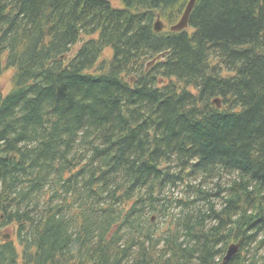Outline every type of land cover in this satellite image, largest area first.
Returning a JSON list of instances; mask_svg holds the SVG:
<instances>
[{
	"label": "trees",
	"instance_id": "obj_1",
	"mask_svg": "<svg viewBox=\"0 0 264 264\" xmlns=\"http://www.w3.org/2000/svg\"><path fill=\"white\" fill-rule=\"evenodd\" d=\"M13 1L17 6L13 5ZM111 1L56 0V11L44 4H36L39 2L36 0H8L0 3V32L5 34V36L0 35V48L8 45L12 49L13 58L19 62L18 66L23 67H19L20 72L13 77V80L18 78L13 82L15 91L9 92L4 98L0 97V125L13 124L10 130L17 132L18 139L27 138L32 139L33 142L39 137L60 139L57 130H61L63 125L69 128L70 122L81 126L78 141L83 148L78 149L75 142L70 140L61 143L67 149L63 158L68 159L62 162L65 166L62 170L57 169V166L54 170L45 167L44 174L50 177L59 178L64 175L65 169L80 164L74 179H82L80 177H84L83 180L98 179L106 168L105 157L99 155L100 151L105 150L110 144L106 138L113 136L106 133L117 132L115 123L121 120L125 121L126 129L130 126L136 129L135 126L140 122V120L130 122L131 124L127 122L129 118H134L132 116L134 111L130 108L125 110L124 104L120 99H114L112 93H108L106 98L94 94L93 87L96 85L102 89L108 87L104 82L108 78L96 80V77L93 79L83 76L75 67L95 64L101 47L110 44L115 50L114 61L117 60V53L122 52L125 66L121 68V72H117L112 66L108 74L114 73L120 76L127 73L136 74L137 86L141 76L146 75L143 73V65L148 56H153L155 50L154 46L139 45L136 42L138 37L134 35L135 24L145 25L142 27L144 31L151 29L152 32V23L157 13L167 21L173 22L180 17L187 3V0H121L124 8L118 9L112 7ZM7 6L12 7L11 13H6ZM90 9H100L102 16L97 21H105V31L93 26L88 16L90 13L92 17ZM81 12L89 18H81L83 17L80 15ZM5 15H8V18L2 19ZM122 17H126L125 22ZM73 18L78 19L76 22L71 21ZM141 19L144 21L142 25H140L141 21L139 22ZM78 23L91 29L92 32L98 30L100 39L93 41L88 48L71 58L70 64L75 67L62 68V62L58 57L68 44L75 41L70 40L71 28ZM189 24L194 29L193 32L183 30L176 33L164 30L160 33H152V45L154 43L162 45L160 48L168 51V58L163 65L156 64L153 67L161 71L159 74L155 75L152 71L147 74H150L154 81L155 79L159 81L160 75L167 78L161 84L162 89L156 88L157 94L165 102L174 98L179 106L178 96H190L182 87L195 82L196 78H192V70L200 61L212 64L210 59L215 55L230 71L229 75H224L223 66L218 68V64L212 65L213 70L218 74V96H221L226 105L230 103L231 110H216L218 115L208 119L206 124L189 123L183 135L178 134L176 138L168 139L169 142H175L173 146L160 145V148L167 149L165 157L177 155L183 158L187 152L180 153L179 147L187 140L192 141L193 145L199 147L196 151L206 163L201 165V170L205 171V166H210V170L218 167L212 173L213 176H206L209 181L207 187L193 181L197 178L194 172L188 174L194 178L184 189L185 197L182 202L197 216L187 214L186 209L173 216L169 225L173 232L167 241V246H163L156 239L139 236L136 232L130 234L124 231L129 235L122 240L121 247L114 248L121 254L109 256L111 253L106 254L109 250L95 249L88 252L84 245L87 233L91 232L90 225L85 227L84 224L89 221V223L100 221L102 216L100 214L102 209L93 211L94 207H98L93 199L77 201L76 209L70 205L66 208V206L58 207L43 203L46 213L43 217H39L35 228L29 232L30 237L38 238L40 241L41 254L38 253L37 257L31 256L37 261L36 264H47L45 261L47 252L60 257L49 262L50 264H61L72 255H77L78 259L64 264H237L243 256L241 252L227 261L223 260L227 250L223 245L224 241L235 238L240 241V248L245 250L256 242V233L264 230V224L261 223L264 219V0H197ZM22 31L27 35L22 36ZM214 42H222L225 46L218 47ZM212 43L215 46L212 49L207 48ZM7 63L16 67L8 61ZM33 69L37 72L33 73ZM77 72H80V75ZM174 78L178 81L175 82ZM35 83L47 87H43L42 95L51 102H55L58 93L63 95L65 100L63 102L75 106L71 115L77 116L76 119H68L67 123L59 125L48 121L47 118H45L46 122L42 123L39 118L33 116L34 122H30L29 117L32 113L40 115L37 108L27 112L30 105L37 103L35 97L31 100L25 99V96L33 94L37 85ZM118 83L126 91L128 90L130 99L129 84L121 79L113 82L111 86ZM57 84L59 85L56 93ZM139 90L140 88L136 91ZM74 92H77V95H73ZM201 96H203L202 90L199 97ZM85 97L94 98L95 109H91L89 100L87 103L86 100L84 101ZM167 105L169 108L167 113L165 112V119L173 127L178 117L182 115H178L177 110H172V104ZM23 108L26 112L22 111ZM40 117L46 115L41 113ZM25 127L28 130L25 131ZM7 132V129L6 133L0 131V138L6 139V143H0V165L7 167L9 170L7 174L11 177L9 178L7 174L6 178L0 176L4 182L3 184L0 181V206H3L1 205L3 199L14 202L12 207H15V215L19 218L14 222L19 225L18 236L21 237L27 228L20 224H24L39 209L40 198L44 192L40 188L41 183L38 182L41 178L37 179L30 169L35 164V160H25L5 149L11 143V136L14 135L13 132L10 134ZM70 146L76 154L86 147H92L96 156L72 154L69 151ZM16 147L17 145L12 143L11 148L16 149ZM255 147L258 149L253 152L252 149ZM40 159L44 160L43 157ZM56 160L61 162L60 158L53 154V160L49 162L54 163ZM229 166H232L231 171L221 175V172ZM244 172L251 173V177L246 179ZM148 173L150 176L153 171ZM28 178L35 181V185L30 190L20 192L21 196L18 200L15 195L18 189L16 184H21ZM186 181L188 180L182 179L180 184L184 185ZM209 189L215 192H209ZM7 191L9 194L6 193ZM56 197V195L52 196L53 199ZM160 197L167 198L165 201L169 200L166 193L160 194ZM216 197L221 200L220 210L218 211V203L214 205L211 203L209 210L205 211L206 206L201 200L211 198L213 201ZM143 210L136 215L138 219L144 213ZM232 212L236 213V217H227L224 223L223 217ZM207 219H211V223L206 229L204 220ZM255 222H257L256 231L254 230L253 236L248 239L246 229L249 228L250 223ZM4 223L13 222H6L5 218H0V227ZM135 224L132 223L130 226ZM118 234V228L110 227L105 231L104 236L106 239H114L119 238ZM211 235H218V242H211L209 240ZM172 244L174 248H171ZM167 247L169 249L165 250ZM164 253L168 255L164 256ZM257 253L259 254L257 250L251 251V256L248 257L250 262L260 264L256 257ZM119 255H122V258H118ZM260 257L263 261L264 255L260 254ZM0 264H15L12 244L0 245Z\"/></svg>",
	"mask_w": 264,
	"mask_h": 264
},
{
	"label": "bare ground",
	"instance_id": "obj_2",
	"mask_svg": "<svg viewBox=\"0 0 264 264\" xmlns=\"http://www.w3.org/2000/svg\"><path fill=\"white\" fill-rule=\"evenodd\" d=\"M7 1L8 0H0V3ZM36 1H39L36 4H44L49 6L53 11H56L57 9L55 3L56 0H52L50 2L48 0ZM196 2L197 0H193L192 2L193 8L190 11L191 14ZM13 5L17 6V3L13 1ZM11 11L12 7L7 6L6 13H11ZM90 12H92V17L90 13L88 16L90 17V21L93 23V26L96 28H101L100 30L104 29L105 31V21H97V19L101 18L102 16L100 9H90ZM80 15L83 16L81 18L87 19L88 17L86 14H84V12H81ZM7 18L8 15L2 17V19ZM78 18H73L71 21L76 22ZM125 19L126 17H122L123 22H125ZM139 22L140 25L144 24L143 19L139 20ZM180 22L181 19H178L169 24V26L172 28L171 32H182V28H178ZM142 27H145V25L139 26L135 24L134 35L138 37L136 38V42L139 45L143 44L144 46L147 45L149 47L154 46L153 49L155 51L153 52V57L151 58L152 61L149 62V66L154 65V62H156L159 66L163 65L168 58V51L160 48L162 45H155V43L152 45V33H155L153 24L152 32L151 29L144 31ZM21 33L22 36L27 35L23 31ZM0 35L5 36V34H2V32H0ZM99 39L100 32L98 30L92 32L91 29L86 28V26L80 23L73 25L71 28L70 40L75 41L68 44L65 51L59 55L58 59L60 62H62L61 67H67L69 69L73 67L74 65L72 66L70 64L71 58L78 52H81L83 49L88 48L93 43V41H99ZM77 43L79 48L75 51V53L71 54L72 47ZM214 43L218 45V47L225 46V44L222 42ZM215 44H209L207 48L212 49ZM165 45L167 46V44ZM107 48L111 49L110 57L102 56L104 54L103 51ZM102 49L104 50L102 51ZM114 60V48L110 44H105L101 47L99 58H97L95 61V64H98V66L88 65L84 67L80 65L74 67L79 69L81 75L83 76H88L93 79L96 77V80L104 77L108 78L104 81L108 87H105L106 89H102L100 86L96 85L93 87L94 94L96 93L97 96L106 98L108 93H112L114 99H120V101L124 104L126 108L125 110L130 108L131 111H134L132 114L134 118H129L127 122L129 124H131L130 122H139L138 120H140V122L135 126L136 129H133L132 126L126 129L125 121L121 120L115 123L117 126V132L110 131L106 133L113 136L106 138L107 142L109 141L110 144H108L105 150L100 151L99 155L105 157L104 163L106 164V168L104 171H102V174L98 177V179L90 178L83 180L84 177H80L82 179L75 178L66 182H60L61 194H67L69 197L75 198L76 200H73L75 205L78 204L77 201L83 202L84 200L91 198L93 199L92 201L98 205V207L96 206V208H93V211L94 209H102L100 212V214H102L100 221H91L92 223H89V221L84 224L85 227H88L89 224L91 228V232L87 233L85 237L84 245L88 252H91L95 249L104 251L109 250L106 252V254L111 253L109 256L121 254L120 251L114 250V248L121 247L123 243L122 240L129 235L124 233V231H127L130 234L136 232L139 236L156 239L161 242L163 246H167V241L173 232L169 226L172 217L176 216V214H178L182 209H186V213H189L191 216H197L196 213H191L190 208L187 205L183 204L179 196V193L183 191V185L180 184V182L182 179L192 181L194 177H190L188 174L194 172L197 178L193 181L199 183L203 187H207L209 185V181L206 176H213L212 173H214V170L218 169V167L211 168L210 170V166H205V171L201 170V165L206 163L196 151L199 149V147L196 144L193 145L192 141L187 140L183 146L179 147L180 153H184L185 151L187 152L183 158H180L177 155L176 157H165L167 149L160 148V145L163 144L164 147L173 146L175 142H169L168 139L176 138L178 134L183 135V132H186V126L189 125V123L199 124V122H201V124H206L208 119L218 115L216 110H231L230 103L226 105L223 100L218 98V74L212 68L213 62L218 60L215 55H212V58L210 59L212 64L200 61L195 69L192 70V78H196L195 82L188 83L189 87H182L183 89L187 90L186 92H188L190 96H178L177 99L179 100V106L177 105L178 101L176 103L174 98L167 102L161 100L160 95L157 94L156 88L162 89V86L157 79L154 81V78L151 77L150 74H147L148 72H151V70H146V67H148L147 64L143 65V73L146 75L141 76V81H139L138 85L136 86V74L127 73L123 74L122 76L114 73L108 74L112 66H114V69H116L117 72H121V68L125 66L122 52L117 53V60ZM7 61L13 65H16V67L10 66ZM18 63V60L16 62V60L13 58L12 49L8 45L0 48V85L2 84L1 75L6 70L12 69L13 75L20 72L19 67H23L18 66ZM217 64L218 68L222 66V64L218 62H215L213 66H217ZM35 72H37V70L33 69V73ZM80 72H77V74L80 75ZM121 79L125 80L131 87L130 99L128 98V90L126 91V89L121 84L118 83L111 86L113 82H117ZM11 80L14 82L17 81L18 78H14V80L12 78ZM174 81L177 82L178 79L174 78ZM42 82H44L43 79ZM35 84L37 85L34 87L32 92L33 94L25 96V99L31 100L33 97H35L37 103L35 105H30L27 112H31L37 108V112L40 113V115L37 116L36 114L32 113L29 117L30 122H34V117H37L39 118V121H42V123L46 122L45 118H47V120L50 122H56L59 123V125H63V123L68 122V119H76L77 116L72 117L71 115V112L75 109V106L73 104L63 102L65 101L63 95L58 93L55 102H51L42 95V93H44L43 87L45 86L39 85L38 83ZM58 85L59 84H57L55 87L56 93L58 92ZM10 88L11 89L8 92L15 91L14 86L11 85ZM139 88L140 90L137 92L136 90ZM194 90H196V92ZM201 90L203 96L200 98L199 96L201 94ZM73 95H77V92H74ZM85 100L86 103L88 100L91 102L88 103L90 104L89 106H91V109L94 108L93 105L96 103L93 97H85L84 101ZM153 100H155L154 103ZM169 103L172 104L173 111L177 110L178 115H182L178 117L173 127L165 119V112L167 113V109L169 108L167 104ZM22 111H25V108H23ZM41 113L46 115V117H40ZM93 113H95V110ZM12 126L14 125H10L8 123L6 125H0L1 132L6 133L7 129V134H10V132H13L14 134L10 138L11 143L8 145V147H5V149L14 152L13 154H17L16 156L24 158L25 160H35V164L31 166L30 169L33 173H35L37 179L41 178L38 182L41 183L40 188L45 194L41 196V205L39 209L35 211V214L31 215V217L24 224H20V226L24 225L27 228V231L24 232L21 237H17L15 233L19 227L18 224H11L6 227H1L0 241L7 240L9 243L14 242L16 244V247L14 248L15 264L37 263V261H34L31 256L37 257L38 253L41 254L40 241L38 238L33 239L30 237L29 232L35 228L39 217H43L46 213L43 203L47 200V193L51 190V188L57 190V186L52 184V178L48 174H44V171L46 170L45 167L49 168L48 170H54L56 166L59 170H62L65 167L62 162L64 163L66 159H68L66 158L64 160L63 158L65 155L64 153L67 152V149L66 146L63 147L61 143L70 140L75 142V145H77L78 149L83 148L80 146L78 141L80 138L81 126H76L74 122H70V129L63 125L61 130H57V135L61 137L60 139L54 140L52 137H39V139H36L34 142L32 139L27 138H24V140H22L23 138L18 139L19 137L16 136L17 132L10 130ZM24 130L26 131L28 128L25 127ZM0 143H6V139L0 138ZM12 143L17 145L16 149L11 148ZM257 149L258 148L255 147L252 149V151L255 152ZM69 151L72 154H76L72 147H70ZM53 154L55 157L60 158L61 162H57V160L54 163L49 162L53 160ZM76 155L96 156L92 147H86L79 151ZM42 157L44 159L43 161L40 159ZM231 169L232 166H229L228 169H225V171L221 172V175L228 173L227 171H231ZM150 171H153V173L149 176L148 172ZM7 172H9L7 167L5 168L4 166L0 165V176H4L6 178ZM244 173L246 174V179H249L252 175L248 172ZM7 176L9 178L11 177L10 174H7ZM0 181L4 184L1 179ZM137 183L138 185L136 186ZM34 185L35 181L29 180V178L27 181H23L21 184H16V189L18 188L16 192L14 191L16 197L19 198L22 192L32 189ZM8 192L9 191L6 193L9 194ZM165 193H173L175 195V202L174 199L165 201L167 198H159L160 194ZM203 199L204 200L201 201H204V206H206L205 211H208L212 204L214 205L218 203V200L213 202L211 198ZM18 200H20V198ZM13 203L14 202L10 199H3V202L1 203L3 206H0V209H4L5 211L0 210V216L5 218L6 222H14L19 219L15 215V207H12ZM142 210L144 213L140 216V219H138L136 215ZM210 220L211 219L204 220L206 229L211 223ZM132 223L136 224L134 226H130ZM110 227L112 229H119V238H105V231ZM248 227L249 228L246 229V236L248 239H250L254 234V230L256 231L257 222L250 223ZM209 240L211 242H218V235H211ZM256 241L259 247L264 246L263 237L257 238ZM236 243L237 240L235 238H230L225 240L223 245L226 246V248L235 247ZM171 248H174L173 244L171 245ZM168 249L169 248L167 247L165 250ZM249 251L250 247L248 246L245 248V253L240 259L241 261H237V264H254L253 262H250L247 257ZM163 255L167 256L168 253H164ZM256 257L257 260L260 261V264H264V260L261 261L262 259L260 254L257 253ZM59 258L60 257L51 254V252H47L45 261L47 264H50L53 262V260L55 261V259ZM118 258H122V255H119ZM77 259V255H72L67 260H63L61 264H64L65 262L71 263Z\"/></svg>",
	"mask_w": 264,
	"mask_h": 264
},
{
	"label": "rangeland",
	"instance_id": "obj_3",
	"mask_svg": "<svg viewBox=\"0 0 264 264\" xmlns=\"http://www.w3.org/2000/svg\"><path fill=\"white\" fill-rule=\"evenodd\" d=\"M191 1V0H190ZM190 1L189 0H187V3H186V7L188 6V8H190ZM113 4L114 5H119V3L118 2H113ZM192 8H193V6L191 5V8L189 9L190 11L192 10ZM179 18H177L176 20H178ZM155 20V19H154ZM169 24L171 23V21H167ZM168 24V25H169ZM167 26V25H166ZM162 29V28H161ZM160 29V30H161ZM79 48V45H78V43L75 45V46H73L72 47V53L71 54H73V53H75V51L77 50ZM104 49H102V51H103ZM111 49L110 48H107V49H105L104 51H103V53L105 54H103L102 56H104V57H106V56H108V57H110L111 56V51H110ZM70 54V55H71ZM153 57V56H152ZM152 57H149L148 56V58H147V61L144 63L145 65L147 64V66L148 67H146V70H151L152 72H154L155 73V75L156 74H159L161 71H159L158 69H156V68H154V69H156V70H154L153 69V67H155V65L156 64H154V65H152V66H149V62L150 61H152ZM97 58H99V56H97ZM97 58H96V60H97ZM100 59H101V57H100ZM99 59V60H100ZM218 61L220 62V59H218ZM224 63V62H223ZM225 64V63H224ZM94 64H92V66H93ZM94 66H98V64H95ZM5 71V70H4ZM12 75H13V73H12V69H9V70H6L5 72H3V74L1 75L2 76V81H1V87H2V94H6L11 88V85H12V83H11V79H12ZM160 81H161V77H159V83H160ZM69 144L70 145H72L71 144V142H69ZM70 147H72V146H70ZM52 178V183H55L56 182V177L55 176H52L51 177ZM54 185H56V184H54ZM138 185V183L136 184V186ZM57 187H58V185H56ZM55 188V187H54ZM59 189V188H58ZM209 192H212V193H214L215 191H212V189H209ZM59 196H60V194H58ZM65 199H67L66 197H64ZM71 198V197H70ZM217 198V197H216ZM71 199H75V198H71ZM66 202L68 203V204H70L71 203V201L70 200H66ZM220 202V201H219ZM219 202H218V211L220 210V204H219ZM72 206H75V204H73ZM227 217H231V218H235L236 217V213L235 212H232V213H230L228 216H225V217H223V222L225 223V220H226V218ZM261 223L262 224H264V219L261 221ZM259 237H263L264 238V230H261V231H259V233H256V239L257 238H259ZM262 247H264V246H262ZM259 254H261V253H259Z\"/></svg>",
	"mask_w": 264,
	"mask_h": 264
},
{
	"label": "water",
	"instance_id": "obj_4",
	"mask_svg": "<svg viewBox=\"0 0 264 264\" xmlns=\"http://www.w3.org/2000/svg\"><path fill=\"white\" fill-rule=\"evenodd\" d=\"M192 2L193 0L190 1V8H191V5H192ZM190 8H188V6L186 7L185 11H184V14L182 15V18H181V22H180V25L178 26V28H183L187 25L188 23V18H189V15H190ZM161 28V26L159 25L158 27H156L157 30H159ZM233 252V249L230 250V253Z\"/></svg>",
	"mask_w": 264,
	"mask_h": 264
}]
</instances>
